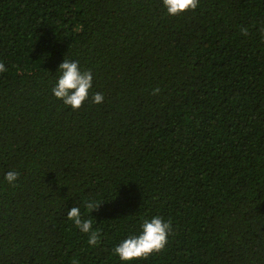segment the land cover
Here are the masks:
<instances>
[{
	"label": "trees",
	"instance_id": "trees-1",
	"mask_svg": "<svg viewBox=\"0 0 264 264\" xmlns=\"http://www.w3.org/2000/svg\"><path fill=\"white\" fill-rule=\"evenodd\" d=\"M262 35L264 0H0V264H121L153 215L171 234L132 264H264ZM64 57L92 72L76 110Z\"/></svg>",
	"mask_w": 264,
	"mask_h": 264
},
{
	"label": "clouds",
	"instance_id": "clouds-1",
	"mask_svg": "<svg viewBox=\"0 0 264 264\" xmlns=\"http://www.w3.org/2000/svg\"><path fill=\"white\" fill-rule=\"evenodd\" d=\"M198 3L199 0H161V5L168 16L195 10ZM241 31L246 34V30L242 29ZM261 38L264 39V35ZM4 71H6L5 65L0 62V73ZM55 73L57 75L51 87V94L66 107H70L72 110L79 109L89 99L92 88V72L83 70L78 60L64 57ZM156 92H159L158 88L153 90V93ZM103 99L101 93L97 92L91 95V102L94 104L102 103ZM18 176V172L9 170L4 173L3 180L13 185ZM99 205L90 203L88 207L93 211ZM66 217L79 232L87 235V243L90 246L97 244V232L92 229V220L82 219L79 207L72 206L68 209ZM171 230V222L159 215L144 218L139 222L138 230L135 233H129L113 247V254L118 257L121 264H132L138 259H146L149 255L160 252L165 247Z\"/></svg>",
	"mask_w": 264,
	"mask_h": 264
}]
</instances>
